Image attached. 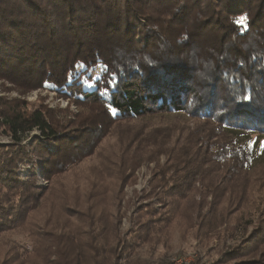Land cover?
I'll use <instances>...</instances> for the list:
<instances>
[{
    "label": "trees",
    "instance_id": "trees-1",
    "mask_svg": "<svg viewBox=\"0 0 264 264\" xmlns=\"http://www.w3.org/2000/svg\"><path fill=\"white\" fill-rule=\"evenodd\" d=\"M244 16L246 22L238 23ZM206 38L215 44L203 58L200 40ZM0 80L22 92L48 87L76 105H95L104 123L164 111L214 122L215 131L230 134L229 141L219 133L207 136L216 143L201 140L190 152L171 150V177L155 179L148 196L162 195L164 210L142 206L132 240L117 243L123 251L164 243L178 231L208 241L233 236L230 228L219 230L223 219L240 211L244 217L256 203L249 178L264 156V0H0ZM31 108L24 100L0 97V136L13 141L0 146V234L23 225L35 229L36 211L51 198L36 186L34 172L30 181L21 178L19 168L31 154L41 176L56 181L54 200L72 211L59 178L69 169L67 160L86 150V157L99 148L104 153L102 123L80 128L55 121L44 106ZM91 128L101 129L97 144L84 139ZM34 130L41 137L28 147L22 138ZM242 136L248 141L241 142ZM252 136L257 139L250 142ZM118 168L124 174L120 161ZM127 175L121 183L132 184ZM208 195L212 200L203 213ZM90 202L89 220L80 221L87 232L63 220L54 225L62 231L46 247L52 264H119L116 246L106 243V223L95 226L99 215ZM255 232L213 264H264V221ZM129 264L156 263L133 258Z\"/></svg>",
    "mask_w": 264,
    "mask_h": 264
},
{
    "label": "rangeland",
    "instance_id": "rangeland-1",
    "mask_svg": "<svg viewBox=\"0 0 264 264\" xmlns=\"http://www.w3.org/2000/svg\"><path fill=\"white\" fill-rule=\"evenodd\" d=\"M242 20L243 23L246 22L245 16L240 19V21ZM214 44L215 42L210 38L200 40L199 54L203 58H207L205 55L212 50ZM98 73L99 70L95 72V76ZM0 97L8 100H24L29 108L32 107L31 109L44 106L55 121H70L80 128L90 124L94 127L96 122L102 123V130L106 134L102 140L104 142L101 143L104 153L98 152L101 150L100 148L89 157L84 156L87 150L78 153L72 159L67 160L66 165L69 169L65 174H62L64 177L62 175L59 177L61 183H64L63 186L68 189L67 191L64 188V195L67 194L71 199L68 201V206L72 208V211L66 206L62 208L54 200L56 190L52 189V185H55L56 181L51 183L41 176L37 157H33L31 154V161L22 163L19 168L22 180L24 182L32 180L34 177L29 175L34 172L36 186L41 192H45L44 189L49 191L48 198L50 196L51 198L46 200L44 206H40L36 211L37 226L35 229L28 231L23 228V225L22 228H17L10 233L0 234V264H52L54 257H48L46 247L51 242V238L56 237V234L58 235L62 231L54 225L63 220L67 221L70 226L73 224L81 227L80 221L89 220L86 211L89 204H92L91 199L95 201L93 211L101 216L100 219H98L99 216L95 218V226L101 228L106 223V243L116 246L117 256L120 255L119 264H129L133 258H140L148 263L156 264H182L179 262L180 260L183 264H213L224 259L226 253H229L234 247L245 246L257 235L255 230L260 220L264 221V156L261 159L258 158L259 162L254 163L249 178L256 190L255 205L253 203L250 209L244 210V217L241 211L237 215L227 216L223 219L225 223L219 229L223 232L222 229L230 228L234 232L233 236L225 233L221 238L208 241L196 236L186 237L182 235L181 231H178L168 237L164 243L132 244L131 249H128L127 246L124 251L123 248L121 250L122 245L117 246L120 240L122 243L132 240L131 233L138 231L142 206L151 203L159 211L164 210V203L158 201V197L162 195L148 196L157 185L156 182L154 183L155 179L171 177V157L173 156L171 150L174 147H177L178 150L184 148L190 152L193 147L194 149L199 147L201 140L215 144V139L207 140V136L212 138L214 133L223 134L226 141L232 138L224 131H215L219 127L216 123L205 124L202 120L188 114L164 111H155L139 118H124L117 122L104 123L100 113L101 108L95 105H76L72 100L61 97L57 91L50 90L48 87L22 92L4 80H0ZM100 130L97 132L91 128L90 134L86 135L84 139H87L91 144H97V135L99 136ZM39 137H41L40 131L34 130L23 136L22 143L30 147ZM254 137L250 142L257 139ZM240 141H248V139L246 136H242ZM11 142H13L11 138L0 136V146L8 145ZM114 149L116 153L105 158L104 154L111 153ZM210 150L206 152L208 158L211 154ZM203 152L202 149L201 154ZM215 153L216 151L212 152L211 157ZM138 158L142 159L141 162H138ZM113 161L117 163L115 164ZM119 161L123 163L124 174H121L118 168ZM208 168L211 169L210 166L206 169ZM127 174H131L129 178L134 179L132 184H127L128 180H124V184L121 183V179L128 178ZM107 177H109L108 180H106ZM72 184L74 185L73 189L71 188ZM197 187L199 188V185ZM157 191L163 192V186L159 185ZM197 198L200 196L197 195ZM206 200L207 204L203 213L209 209L208 203L212 197L208 195ZM222 211L226 213L225 209ZM235 212L237 210L231 214ZM45 214H47V220L49 218V223L47 220L44 221L43 215ZM81 228L83 232L88 230L87 227ZM97 236L104 237L102 234ZM49 254L52 255L51 252Z\"/></svg>",
    "mask_w": 264,
    "mask_h": 264
},
{
    "label": "snow or ice",
    "instance_id": "snow-or-ice-1",
    "mask_svg": "<svg viewBox=\"0 0 264 264\" xmlns=\"http://www.w3.org/2000/svg\"><path fill=\"white\" fill-rule=\"evenodd\" d=\"M245 19H246V18H245ZM243 22H244L243 20H242V21H238V23H241V24H243Z\"/></svg>",
    "mask_w": 264,
    "mask_h": 264
},
{
    "label": "built area",
    "instance_id": "built-area-1",
    "mask_svg": "<svg viewBox=\"0 0 264 264\" xmlns=\"http://www.w3.org/2000/svg\"><path fill=\"white\" fill-rule=\"evenodd\" d=\"M179 262H181L183 264L182 260H180Z\"/></svg>",
    "mask_w": 264,
    "mask_h": 264
}]
</instances>
